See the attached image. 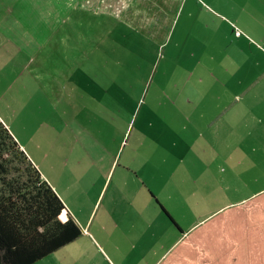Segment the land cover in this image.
I'll return each instance as SVG.
<instances>
[{
	"label": "rangeland",
	"instance_id": "obj_1",
	"mask_svg": "<svg viewBox=\"0 0 264 264\" xmlns=\"http://www.w3.org/2000/svg\"><path fill=\"white\" fill-rule=\"evenodd\" d=\"M61 7L54 22L12 13L0 23V119L77 218L89 212L71 187L80 167L116 166L115 181L119 168L152 160L185 169L205 152L200 165L228 172L230 156L252 154L253 167L236 165L237 197L264 187V0ZM38 18L49 25L43 36ZM73 242L95 257L84 235ZM54 253L33 264L68 255Z\"/></svg>",
	"mask_w": 264,
	"mask_h": 264
},
{
	"label": "crops",
	"instance_id": "obj_2",
	"mask_svg": "<svg viewBox=\"0 0 264 264\" xmlns=\"http://www.w3.org/2000/svg\"><path fill=\"white\" fill-rule=\"evenodd\" d=\"M20 1L0 0V23L12 13L43 14L48 23L52 15L54 22L62 10V0H24L13 10ZM42 20L33 25L41 36L49 29ZM25 24L31 28L29 20ZM260 136L264 168V133ZM204 153H191V166L185 169L156 168L153 160L150 167H121L115 181L116 166L78 168L71 187L77 198H84L85 220L59 197L69 208L63 214L75 219L95 257L86 247L74 251L73 240L53 251L68 253L54 264H264V187L237 197L235 176L237 164L253 167L255 158L230 156V169L222 172L200 165ZM212 153L210 158H222L221 151ZM101 174L107 184H98Z\"/></svg>",
	"mask_w": 264,
	"mask_h": 264
},
{
	"label": "trees",
	"instance_id": "obj_3",
	"mask_svg": "<svg viewBox=\"0 0 264 264\" xmlns=\"http://www.w3.org/2000/svg\"><path fill=\"white\" fill-rule=\"evenodd\" d=\"M0 119V264H33L81 234L75 219Z\"/></svg>",
	"mask_w": 264,
	"mask_h": 264
}]
</instances>
